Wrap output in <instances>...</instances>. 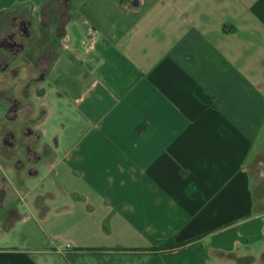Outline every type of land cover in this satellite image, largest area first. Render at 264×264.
<instances>
[{
    "label": "crops",
    "instance_id": "1",
    "mask_svg": "<svg viewBox=\"0 0 264 264\" xmlns=\"http://www.w3.org/2000/svg\"><path fill=\"white\" fill-rule=\"evenodd\" d=\"M47 2L0 0V14H30L36 34L57 17ZM67 2L62 52L46 72L64 60L70 71L56 86L48 73L38 97L51 184L27 201L25 180L9 191L0 182V264L264 253H251L264 210L244 219L264 126V0Z\"/></svg>",
    "mask_w": 264,
    "mask_h": 264
},
{
    "label": "rangeland",
    "instance_id": "2",
    "mask_svg": "<svg viewBox=\"0 0 264 264\" xmlns=\"http://www.w3.org/2000/svg\"><path fill=\"white\" fill-rule=\"evenodd\" d=\"M47 3H49L50 5V0H48ZM54 6L56 5L53 4V7ZM22 12L23 11H21L20 13ZM48 12H54L55 14L57 12V9H49ZM51 17L53 19L52 15ZM6 21V17L0 19V29L1 27H3L2 29L7 27ZM60 32L61 29L56 30L53 25H48L44 30H41V32L39 33L33 34L31 38L25 41L26 48L24 53L22 54L20 62L16 64H10L11 69L18 70V72H22L25 75L24 77H21L20 75L13 76L9 73L10 70H7L5 71V73L0 74V88L5 90H12L14 96H16L25 105H27V108L18 113V119L16 120V122H14L13 124L8 123L4 126L5 128L10 127L12 129H15L17 132V136L14 141L15 146L13 148H7L2 146L0 141V164L2 167L0 182L2 186L8 188L9 191L11 185L15 187H20L24 184L25 180L28 191L25 193L22 192V195L25 196V200L27 201H30L37 194H40L44 186L51 184V175H47V170L49 166L48 163L41 164L43 160H41V162L39 163H29L26 160L27 156L25 152L18 149L19 147H23V145L29 142L28 138L25 137L22 132H18V127L20 126V124L22 122H26L29 124L32 130L39 132L38 124L40 123L44 115L43 107L40 106L38 100V97L42 93V89L40 87L41 82L34 85L31 84V86H29L31 95L29 97V100L26 102L24 101L22 93L23 84H26V82H28L29 77L34 76L37 74V72H39L38 69L42 60L46 64H50V62L52 61V55L56 53V50L60 45V40L57 37V33ZM57 51L61 53L62 49L60 48ZM69 67V60H64L63 63L62 61H60V63L56 64V66L51 71L49 70L48 80L53 83V86H56L58 82V77L61 76L62 73L66 74L63 71H70ZM28 105H30L31 108H28ZM23 118L26 121H24ZM2 128L3 127L0 126V132ZM35 150L38 154L42 155V157H45L46 159H49L52 152L51 148L47 147L46 144L41 140V138L36 143ZM38 168L40 174L34 176ZM249 170V177L252 184L255 210L253 209L251 211V214L248 217L244 218L245 220L254 217V215L257 214L256 211L264 210V126L261 130V133L251 155L249 162ZM29 175L31 176L29 177ZM261 219L262 221H264V217ZM251 246V253L253 255H258L260 253V248L264 247V242L260 246L258 245V243L252 244ZM245 257L240 258V261L235 259L232 262H229V264H264V253H262L256 258L252 256H247V258Z\"/></svg>",
    "mask_w": 264,
    "mask_h": 264
},
{
    "label": "flooded vegetation",
    "instance_id": "3",
    "mask_svg": "<svg viewBox=\"0 0 264 264\" xmlns=\"http://www.w3.org/2000/svg\"><path fill=\"white\" fill-rule=\"evenodd\" d=\"M31 15L30 14H14L8 17L7 27L0 29V74L5 73V71L10 70L9 73L13 76H18L20 72L10 68V64H16L20 62L22 54L25 51V41L32 37L33 32L30 28L31 25ZM62 33V30L59 34ZM50 64H46L43 60L40 62L39 72L36 75L28 78V82L23 84V98L24 101H28L31 95L29 86L38 84L40 81L45 80L47 74V69ZM39 96V95H38ZM27 108L21 100L14 96L12 90L0 88V126L1 137L0 141L2 146L7 148H13L15 146V139L17 132L15 129L10 127L5 128V124L14 123L18 119V113ZM28 108H31L28 105ZM25 118V117H24ZM23 118L24 121H26ZM18 132L28 138L29 142L23 147H19L26 154V160L29 163H39L43 159L42 155L38 154L35 150L36 143L41 138V131L39 132L32 130L28 123L22 122L18 127ZM30 173V172H29Z\"/></svg>",
    "mask_w": 264,
    "mask_h": 264
},
{
    "label": "trees",
    "instance_id": "4",
    "mask_svg": "<svg viewBox=\"0 0 264 264\" xmlns=\"http://www.w3.org/2000/svg\"><path fill=\"white\" fill-rule=\"evenodd\" d=\"M51 3L56 5V7L55 6L54 7L57 8V17H55V20L50 19L49 21L54 20L51 23H54L53 26L56 28V30L57 29L62 30L63 25H64L65 20H66V17H67V3L68 2H67V0H52ZM46 4H48V3H46ZM11 15H12V12L2 13V14H0V19L5 18V17L8 19V17H10ZM58 39H60L59 36H58ZM9 211H12V213H16L14 208H10ZM17 216H18V214H17ZM245 258H247V257H245ZM245 258H243V259H245ZM235 259L239 260L240 258H235ZM247 263H250V262H247Z\"/></svg>",
    "mask_w": 264,
    "mask_h": 264
}]
</instances>
